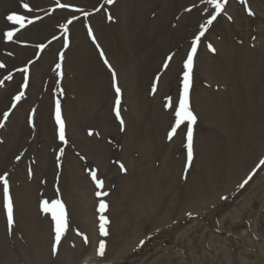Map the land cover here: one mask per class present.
Listing matches in <instances>:
<instances>
[{"label":"rangeland","instance_id":"1","mask_svg":"<svg viewBox=\"0 0 264 264\" xmlns=\"http://www.w3.org/2000/svg\"><path fill=\"white\" fill-rule=\"evenodd\" d=\"M23 3L37 9L29 18L43 20L20 29L19 42L0 40V61L7 65L0 79L13 75L0 87V118L22 83L16 69L30 68L26 98L0 128V174L9 173L16 220L10 233L0 194V264H264V167L238 187L264 158V0H248L254 17L240 0H229L227 15L202 38L190 94L197 123L187 171L185 134L167 139L174 117L164 105L166 97L176 101L182 60L206 13L186 12L193 0H61L91 14L85 18L70 9L52 12L55 0H0V32L19 28L6 17L26 14ZM72 15L79 19L69 26L65 49L60 25ZM88 25L118 74L124 131L113 111L111 73ZM53 35L58 39L39 52L35 45L47 44ZM61 51L63 80L55 72ZM173 52L177 55L165 71L162 65ZM30 60L35 63L28 65ZM57 98L67 145L54 135ZM32 109L34 128L28 122ZM60 147L64 156L58 167ZM89 170L97 171L109 193L103 197L110 220L105 258L95 254L103 237L100 198ZM57 187L70 213V231L54 256L50 217L40 204L56 199ZM224 195L227 201L220 199Z\"/></svg>","mask_w":264,"mask_h":264},{"label":"snow or ice","instance_id":"2","mask_svg":"<svg viewBox=\"0 0 264 264\" xmlns=\"http://www.w3.org/2000/svg\"><path fill=\"white\" fill-rule=\"evenodd\" d=\"M115 0H105V4H113ZM200 4L204 5V7H198L195 0H193L192 6L185 9L186 12L191 13L193 9H196L198 13H206V15H201L200 22L198 24L197 31L193 34V37L190 41L189 49L186 51L185 56L182 60V71H181V79L179 81V90L178 95L176 97V101L174 102L171 97H166V103L164 107L169 109L173 113L174 123L170 126V131L167 134V139L169 141L173 140L175 136H177L180 132L185 134V148H186V158L187 165L185 171L191 167L194 155V144H193V126L197 123V116L194 113L191 102H190V94L193 87V78H194V68H195V59L197 57L198 49L201 45L202 38L205 37V34L209 31V29L213 26L214 22L217 21L218 17H222L227 15L226 6L229 3V0H199ZM240 3L244 5L245 11L249 17H254L255 12L251 9L248 4V0H240ZM22 7L26 10V14L21 15L15 12L9 14L6 19L11 23V25H18L19 28H15L13 30H8L6 32H0V40L6 39L9 42H19L17 37V32L20 29H24L27 25H34L36 21H42L43 17L40 15H35L34 18H29L27 14L34 13L37 9L31 7L29 3H23ZM104 5H101L103 8ZM101 8H97L96 11L99 12ZM57 9L60 10H71L73 13L79 12L87 18L91 15L88 12H85L82 8H77L73 6L71 3H61V0H55V7L51 10L55 12ZM45 15H50L49 12H45ZM108 20H112V16L108 15ZM229 20L232 19L231 16L227 17ZM79 17L76 15H72L70 18L66 19V22L60 27L63 29V46L66 49L69 45V26L73 24L75 20H78ZM88 35L91 37L92 42L96 45V47L100 50L99 55L102 59L104 65L107 67L109 72L111 73L112 87L114 90V106L113 111L115 114V119L119 122L120 131L125 130V121L121 116V104H122V89L119 85L118 74L116 70L112 67L109 62L107 56L105 55L103 49L100 48V45L96 41V37L93 34V30L90 25L86 26ZM14 37L17 39L14 41ZM58 39L57 36L53 35L52 39L48 41L47 44L40 43L35 45V47L39 50V52H43L45 48H47L48 44L52 43V40ZM255 39V37H253ZM207 48L215 53L216 49L213 47L211 43L207 45ZM9 56L12 55L11 52L8 53ZM177 53H170L167 55L162 68L166 71L170 64L173 62L174 57ZM39 54H37L36 59L38 60ZM65 59L64 52L61 51L58 53V60L55 63V72L59 80H63L64 71H63V61ZM35 61H29L28 65L34 64ZM0 69H7V65L0 61ZM16 71L22 74V83L20 84L15 95L11 97V104L8 111H4L2 113V118H0V128L5 126V122H7L12 114V110L16 109L17 106L26 98V90L30 87V68L29 66H24L21 68H17ZM13 80V75L9 72L3 79H0V87L5 85V81ZM160 83V76L157 75L154 83L152 85V93L155 94L157 91L158 84ZM59 95H64V89L59 88ZM35 109H32L29 115V123L32 124L33 128L35 127L33 117L35 116ZM54 135L55 138L62 145L68 144V139L66 138V123L62 114V105L61 100L59 98L54 101ZM91 134V133H90ZM64 156V148H59V154L55 157L57 161V166H60L61 158ZM21 159V155L16 156V160L19 161ZM120 169L122 171H126L124 165L121 163ZM264 167V158L260 159L255 168H253L252 172L249 173L246 179L241 182L238 187L243 189L245 185L249 183V181L253 178L256 172ZM28 175L31 178L33 175V170L31 168L28 169ZM89 176L91 180L94 182L98 191H96V197L100 198L97 213H98V232L100 237H103L98 241V245L95 250V254L99 258L106 257L107 250V240L109 237V224L110 220L105 215L108 210L109 205L103 199V197H107L109 193L104 189V180L98 178L96 170H89ZM57 198L51 201L44 199L41 201L40 208L41 211L50 217V224L52 230V244H51V253L52 255H57L60 248L62 247L63 241L66 239L68 232L70 231V213L67 209L66 203L62 198H60V190L57 187ZM0 194H2V207L6 215V224L9 232L11 233L15 224V204L14 198L11 192V184L9 173L4 172L0 174ZM221 200L227 201L229 199L228 196L224 195L220 197ZM191 217V213H188ZM76 235L81 236L85 245L89 244V237L84 233L80 232L79 229H75ZM151 237H147L144 240L139 242L138 247H142L146 240H150Z\"/></svg>","mask_w":264,"mask_h":264}]
</instances>
